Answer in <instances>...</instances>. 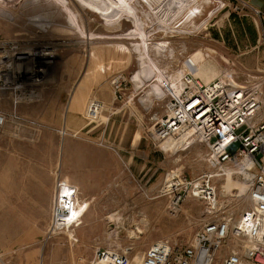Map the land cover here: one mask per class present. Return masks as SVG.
<instances>
[{
	"label": "rangeland",
	"instance_id": "obj_1",
	"mask_svg": "<svg viewBox=\"0 0 264 264\" xmlns=\"http://www.w3.org/2000/svg\"><path fill=\"white\" fill-rule=\"evenodd\" d=\"M128 2L143 22L147 54L160 75L143 76L140 40L126 39L132 16L109 21L77 0L64 7L57 0H0V40L14 41L21 58L13 69L21 72L23 99L14 109L34 120L0 129V264H88L96 248H128L135 264L156 240L187 243L200 223L201 202L188 198L171 211L159 188L168 171L188 177L209 171L207 148L200 142L177 152L156 147L149 115L161 112L166 101L164 73L173 81L184 70L201 80L215 70H234L242 83L264 70V40L257 34L262 14L238 0H187L182 12L162 21L153 13L158 3ZM118 73L127 80L129 101L114 99L110 79ZM80 79L89 84L83 120L66 124V102ZM91 101L101 104L95 119L86 113ZM10 104L0 101V108L9 111ZM110 173L120 180L105 182ZM57 177L72 185L100 184L108 192L83 197L78 190L80 209L81 199L88 205L81 223L52 232ZM45 183L51 186L47 217L39 206ZM232 203L238 212L249 205L243 195Z\"/></svg>",
	"mask_w": 264,
	"mask_h": 264
},
{
	"label": "built area",
	"instance_id": "obj_2",
	"mask_svg": "<svg viewBox=\"0 0 264 264\" xmlns=\"http://www.w3.org/2000/svg\"><path fill=\"white\" fill-rule=\"evenodd\" d=\"M15 49L14 41L0 40V101L12 106L9 111L0 108V129L18 120L34 124L14 109L23 99L21 72L13 69L21 60ZM259 72L242 83L235 79L234 70L221 72L207 83L184 70L174 82L163 74L161 94L166 101L161 112L149 115V138L159 148L168 147V142L178 148L203 143L210 170L191 177L177 171L165 174L159 192L169 196L168 208L174 211L188 198L198 200L201 220L187 243L156 240L135 264H264V70ZM126 82L120 73L110 79L115 100L132 99L125 93ZM100 108L99 102L91 101L87 117L95 119ZM228 175L244 190L223 194L220 181ZM242 195L249 205L238 212L232 201ZM79 201L78 189L57 177L52 232L81 223L82 216L76 213ZM88 264H132V258L128 248H96Z\"/></svg>",
	"mask_w": 264,
	"mask_h": 264
},
{
	"label": "bare ground",
	"instance_id": "obj_3",
	"mask_svg": "<svg viewBox=\"0 0 264 264\" xmlns=\"http://www.w3.org/2000/svg\"><path fill=\"white\" fill-rule=\"evenodd\" d=\"M59 1L63 7L67 5V0H57ZM80 4L85 6L87 9L103 16L106 20L109 21H118V19L123 15L126 14L131 18L133 22V28L127 33V38L126 39H139L140 41L136 44L137 47H139V52L142 58H146L148 60V64H144L146 59H144V70L142 71L143 76L146 78H151L152 75H155L156 73L160 75L158 68L152 63V60L147 54V38H146V33H143L142 31V21L140 20V17H138L132 7V5L128 2V0H77ZM149 4L151 3H158V6L155 7L153 10V13L155 16H161V20L164 21L165 16H171L173 15L172 19L176 17L182 10L185 9L184 5L187 0H147ZM179 6H181L179 8ZM177 10V11H175ZM70 15V20L72 22V25L75 27H78L75 19V15L73 13H69ZM171 19V20H172ZM162 23V22H161ZM168 25V24H167ZM165 25V26H167ZM160 26V28H166L170 29V27H165ZM139 38H138V37ZM161 45V44H158ZM200 56H203L202 52L199 51ZM150 63V64H149ZM210 73V72H209ZM220 72L218 70H215L214 72L210 73L208 76H203L201 77V80L205 83L209 82L212 80L214 77L218 76ZM194 75V74H193ZM180 74L177 73L173 77V81L179 79ZM196 76V75H195ZM164 76L160 78L161 82L163 80ZM158 90V88H157ZM163 92V91H162ZM173 142H168L166 145L172 152H177L179 150V145L178 144H172ZM222 190L221 192L223 194H231L233 189H237L240 191L244 190V186L241 183H237L235 181H232V179L229 177L226 178L225 183L222 185ZM82 204H81V209L80 205H78L77 208V215L80 216V213L84 212L88 205L85 204V199H81ZM82 210V211H81Z\"/></svg>",
	"mask_w": 264,
	"mask_h": 264
},
{
	"label": "crops",
	"instance_id": "obj_4",
	"mask_svg": "<svg viewBox=\"0 0 264 264\" xmlns=\"http://www.w3.org/2000/svg\"><path fill=\"white\" fill-rule=\"evenodd\" d=\"M135 1V0H134ZM240 3L245 5L249 10H252L253 12L259 11L262 16L258 20L260 24L259 30L257 29V34L263 37L264 40V0H238ZM104 19V17L102 16ZM257 25V24H256ZM258 27V26H256ZM77 87L75 89V92L71 94V97L67 99L66 102V109L64 117L66 118V124H72L74 122L79 123L83 120V110L85 106V102L88 94V88L89 84L88 81L85 79H80L78 81ZM74 118H78L77 120H74ZM80 128H83V124L80 125ZM133 145H136V142H133ZM132 159V158H130ZM66 180V179H65ZM119 181L120 180V174L117 173H110L104 178V181ZM75 184L73 185L78 188L80 191V194L83 197H94V196H106L108 190L101 188L100 184L92 185L90 187L89 184L85 182V180H76L74 181ZM72 184V183H71ZM41 200L39 202V206L41 208V211L46 214V217L49 215V202H50V190L51 186L48 183L41 184ZM36 204V202H34ZM88 209V207H87ZM87 209L80 214V216H83L84 213L87 211Z\"/></svg>",
	"mask_w": 264,
	"mask_h": 264
}]
</instances>
